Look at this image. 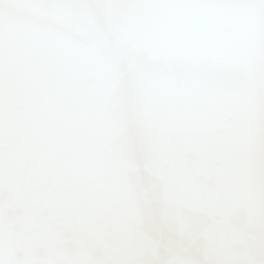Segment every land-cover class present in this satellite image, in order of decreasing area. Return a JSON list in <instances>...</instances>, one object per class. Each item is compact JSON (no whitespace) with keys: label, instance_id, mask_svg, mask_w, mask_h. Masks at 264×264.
I'll list each match as a JSON object with an SVG mask.
<instances>
[{"label":"snow or ice","instance_id":"6c2138e0","mask_svg":"<svg viewBox=\"0 0 264 264\" xmlns=\"http://www.w3.org/2000/svg\"><path fill=\"white\" fill-rule=\"evenodd\" d=\"M0 264H264V0H0Z\"/></svg>","mask_w":264,"mask_h":264}]
</instances>
